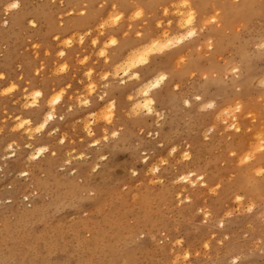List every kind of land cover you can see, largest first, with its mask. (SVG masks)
I'll use <instances>...</instances> for the list:
<instances>
[{
	"label": "rangeland",
	"instance_id": "rangeland-1",
	"mask_svg": "<svg viewBox=\"0 0 264 264\" xmlns=\"http://www.w3.org/2000/svg\"><path fill=\"white\" fill-rule=\"evenodd\" d=\"M13 2L0 1V264H264V162L253 171L239 161L263 144L264 0ZM150 41L168 47L128 71ZM165 75L149 114L144 92ZM37 91L46 96L32 107ZM58 96L53 123L40 127ZM112 100L108 126L99 121ZM34 147L47 152L31 162ZM37 202L36 219L20 220Z\"/></svg>",
	"mask_w": 264,
	"mask_h": 264
},
{
	"label": "bare ground",
	"instance_id": "bare-ground-1",
	"mask_svg": "<svg viewBox=\"0 0 264 264\" xmlns=\"http://www.w3.org/2000/svg\"><path fill=\"white\" fill-rule=\"evenodd\" d=\"M1 1V0H0ZM65 1V0H64ZM90 1H92L93 2V0H90ZM177 1V0H176ZM180 1V0H179ZM196 1V0H195ZM237 1H239V0H236V2ZM4 2H6V1H4ZM69 2H70V0H69ZM69 2H67V3H69ZM192 2V1H191ZM198 2V1H197ZM2 3V2H1ZM62 3V2H61ZM88 3H91V2H88ZM136 3V2H135ZM135 3H133V4H135ZM199 3V2H198ZM198 3H196V4H198ZM245 3L246 2H244L243 4H242V6H241V8L242 7H244L245 6ZM64 4V3H63ZM66 4V3H65ZM87 4V3H86ZM86 4H84V5H86ZM193 4V3H192ZM10 5V4H9ZM199 5V4H198ZM77 6V5H76ZM75 6V7H76ZM135 6H136V4H135ZM190 7H191V5H190ZM74 8V7H73ZM19 9V8H18ZM18 9H13V10H18ZM75 9V8H74ZM238 9H240V8H238ZM10 10V9H9ZM21 10V9H20ZM192 10V9H191ZM22 11V10H21ZM71 11H72V9H71ZM77 11V10H76ZM120 11V10H119ZM190 11V10H189ZM194 11V10H193ZM199 12L201 11V10H198ZM198 11H197V14H198ZM23 12V11H22ZM191 12V11H190ZM196 12V11H195ZM120 13H122V12H120ZM192 13H194V12H192ZM183 14V13H182ZM195 15V14H194ZM199 15V14H198ZM15 16V15H14ZM16 18L14 19V24L15 25H19V23H20V21L21 20H24L23 18H22V16H18L17 14H16ZM117 16V15H116ZM181 16V15H180ZM196 16V15H195ZM186 17L187 16H185V19H186ZM197 17H199V16H197ZM92 18V17H91ZM120 18V17H119ZM119 18L117 19V20H119ZM189 18H192V19H190L189 21H187L186 23H188V22H190L191 20H193L194 21V19H193V16H190ZM194 18H196V17H194ZM28 19V18H27ZM88 19V18H87ZM72 20V19H71ZM81 20V19H80ZM80 20H76V21H79L80 22ZM184 20V19H183ZM28 21V20H27ZM75 21V22H76ZM83 21V20H82ZM87 21V20H86ZM179 21H181V20H179ZM197 21H199V19L197 18ZM22 22V21H21ZM85 22V21H84ZM195 23H196V21H194ZM194 22L192 23V25H194ZM204 22H206V21H204ZM29 23V22H28ZM32 23V22H31ZM87 23V22H86ZM117 23V22H116ZM179 23V22H178ZM197 23H199V22H197ZM196 23V25L198 26V24ZM181 24V23H180ZM179 24V25H180ZM185 24V23H184ZM183 24V25H184ZM81 25V24H80ZM196 25H194V26H196ZM20 26V25H19ZM185 27H189L188 25L187 26H185ZM199 27H200V24H199ZM69 28V27H68ZM201 28V27H200ZM199 28V29H200ZM70 29V28H69ZM170 29V28H169ZM177 31V30H176ZM190 31H192L191 29H190ZM189 31V32H190ZM166 32V31H165ZM165 32L163 33V34H165ZM170 32H171V30H170ZM109 33V32H108ZM173 33V32H172ZM184 33V32H183ZM194 33V32H193ZM192 32H190V35H189V37L191 38V37H194ZM163 34H162V36H163ZM176 34V33H175ZM167 35V34H166ZM197 35V34H196ZM65 36V35H64ZM117 36V35H116ZM168 36V35H167ZM167 36H165V37H167ZM183 36V35H182ZM182 36H181V38H182ZM185 36V35H184ZM188 36V35H187ZM1 37V36H0ZM79 37V36H78ZM111 37V36H110ZM113 37V36H112ZM161 37V36H160ZM188 37V38H189ZM217 37V36H216ZM68 38H71V39H73L74 40V37L72 38V37H69L68 36ZM75 38H77V37H75ZM82 37H80V39H81ZM108 38V37H107ZM115 38H117V37H115ZM178 38V37H177ZM176 38V39H177ZM189 38V39H190ZM70 39V40H71ZM78 39V38H77ZM83 39H84V37H83ZM179 39V38H178ZM210 39V38H209ZM68 40V39H67ZM66 40V41H67ZM79 40V39H78ZM118 40V39H117ZM120 40V39H119ZM182 39H180V41H181ZM69 41V40H68ZM83 41V40H82ZM96 41V40H95ZM152 41V40H151ZM150 41V42H151ZM175 41V40H174ZM180 41H179V43H180ZM183 41H186V39L185 40H183ZM208 41V40H207ZM219 41V40H218ZM74 42V41H73ZM94 42V41H93ZM106 42V41H105ZM109 42H110V40H109ZM68 43V42H67ZM70 43H71V41H70ZM82 43V42H81ZM174 43V42H173ZM182 43V42H181ZM193 43V42H192ZM64 44V43H63ZM104 43H102V45H103ZM112 44V43H111ZM171 44V43H170ZM146 45V44H145ZM176 45V44H175ZM96 46V45H95ZM95 46H94V48H95ZM104 46V45H103ZM212 46V45H211ZM64 47H66V46H64ZM63 46H62V48H64ZM82 47V46H81ZM98 47V46H97ZM100 47V46H99ZM168 46H166V43H165V41H153V42H151L146 48H142L143 50H141V51H138V52H134V54L126 61V63L125 64H127V70L128 71H130L129 70V68H131L132 66H136V64L137 65H140V66H144L145 64H146V62H147V56L148 55H150V54H152V53H154V52H158V51H160V50H163V49H165V48H167ZM213 47V46H212ZM66 49H67V47H66ZM69 49V48H68ZM169 49V48H168ZM171 49V48H170ZM219 49H222V48H220L219 47ZM63 50V49H62ZM102 50V49H101ZM64 51V50H63ZM165 51V50H164ZM163 52V51H162ZM61 53V52H60ZM123 53V52H122ZM66 54H68L67 52H66ZM66 54L65 55H63V56H65L66 57ZM127 54H129V52L127 53ZM59 56V55H58ZM154 56V55H153ZM61 58H62V56H61ZM62 61V60H61ZM107 61V64L109 63L108 62V60H106ZM125 62V61H124ZM62 63V62H61ZM122 63V62H121ZM83 64V63H82ZM69 66V64H66V66ZM67 66V67H68ZM86 66V65H85ZM112 66V65H111ZM111 66H109V67H111ZM125 66V65H124ZM87 67H89V66H87ZM106 67V66H105ZM184 67V66H183ZM124 68V67H123ZM134 68V67H133ZM132 68V69H133ZM161 68H163V66L161 67ZM66 69V68H65ZM65 69H64V71H65ZM68 69V68H67ZM66 69V70H67ZM87 69V68H86ZM91 69H89V71H90ZM126 71V70H125ZM132 71V70H131ZM91 72H93V71H91ZM90 72V73H91ZM167 72V71H166ZM89 73V72H88ZM130 73V72H129ZM129 73H127V74H129ZM92 74V73H91ZM126 74V73H125ZM153 74V73H152ZM87 75V74H86ZM88 75H90V74H88ZM132 75V74H131ZM130 75V76H131ZM92 76H93V74H92ZM127 76V75H126ZM133 76L136 78V74L134 75L133 74ZM167 75H165V76H162L161 78H160V80L159 81H156V82H152V85L151 84H148L149 86H148V90L147 91H142V93L144 92V96H145V100L143 101L144 103H143V105L144 106H142V105H140L141 107H145L148 111H150L151 112V110L153 109L152 108V105H153V100L151 99V98H149L148 97V95H150V91H155V90H157V89H159L160 87H161V85L165 82V80L166 79H164V77H166ZM90 77V76H89ZM134 77H132V78H134ZM160 77V76H159ZM129 78V77H128ZM131 77H130V79H132ZM140 79V78H139ZM152 79V78H151ZM92 80V79H91ZM137 80V79H136ZM153 80V79H152ZM90 81V80H89ZM151 82V81H150ZM90 83H91V81H90ZM123 83V82H122ZM124 83H125V81H124ZM123 83V84H124ZM95 84V83H94ZM93 84V85H94ZM31 85V84H30ZM90 85V84H89ZM38 86V85H37ZM91 86V85H90ZM145 86V85H144ZM35 87V86H34ZM40 87V86H39ZM124 87V86H123ZM29 88H30V86H29ZM31 88H32V86H31ZM31 88H30V90H31ZM144 88V87H143ZM147 88V87H146ZM33 89V88H32ZM41 89V88H40ZM89 89V88H88ZM141 89V88H140ZM26 90V89H25ZM94 90V89H93ZM92 90V91H93ZM143 90V89H142ZM145 90V89H144ZM40 91V90H39ZM39 91H37V92H39ZM53 91V90H52ZM91 91V92H92ZM25 92V91H24ZM30 92V91H29ZM32 92V91H31ZM37 92L36 93H32V94H34V96H33V102L32 103H30V106H32V107H35V105L36 104H38L39 103V101H44V96H46V95H44L43 93H42V91L41 92H39V93H41L40 95H37ZM90 92V93H91ZM95 92V91H94ZM141 92V91H140ZM241 92V91H240ZM45 93V92H44ZM58 93V92H57ZM62 93V92H61ZM28 94V93H27ZM60 94V93H59ZM137 94H139V92L137 93ZM22 95H24V93L22 94ZM240 95H241V93H240ZM25 96H28V95H26L25 94ZM62 96V95H61ZM140 96H141V93H140ZM143 96V97H144ZM51 97V96H50ZM135 97L137 98L138 96H136L135 95ZM142 97V96H141ZM140 97V98H141ZM30 98V97H29ZM48 98V97H47ZM57 98H59V99H57ZM53 102H52V107H54V108H52L51 110V112L50 113H48L47 114V117H46V121L42 124L41 123V125H40V127H45L46 125H48V123L50 122V121H52V123H53V121H54V110H55V107L56 106H58V104L60 103V101H61V98H60V96H58ZM165 98V97H164ZM135 99V98H134ZM28 99H26V101H27ZM108 100H110V99H108ZM133 100V99H132ZM85 101V100H84ZM134 101V100H133ZM180 101V100H179ZM46 102V101H45ZM107 102V101H106ZM165 102V101H164ZM178 102V101H177ZM109 104V103H108ZM168 104V103H167ZM45 105V104H44ZM136 106V105H135ZM173 106V105H172ZM62 107V106H61ZM108 108H109V106H107ZM110 107H111V105H110ZM137 107V106H136ZM140 107V108H141ZM231 107V106H230ZM228 108V107H227ZM30 109V108H29ZM144 109V108H143ZM93 110V109H92ZM105 110V109H104ZM115 110H116V108H115ZM141 110H142V108H141ZM232 110V109H231ZM106 111V110H105ZM139 111V110H138ZM226 111H229V110H226ZM221 112V111H220ZM222 112H224L225 113V110L223 111L222 110ZM27 113V112H26ZM106 113H108L107 111H106ZM105 113V114H106ZM139 113V112H138ZM229 113H231V112H229ZM109 114V113H108ZM25 115V114H24ZM111 114H109V116H110ZM225 115H227V114H225ZM29 116V115H28ZM49 116H51L52 117V119L51 120H49L48 119V117ZM229 115H227L226 116V118L228 117ZM24 117V116H23ZM31 117V116H30ZM30 117H29V119H30ZM224 117V116H223ZM15 118V117H14ZM26 118H28V117H26ZM101 118V117H100ZM225 118V117H224ZM20 119L22 120L23 118H22V116H20ZM102 119H103V116H102ZM18 120H19V118H18ZM31 120V119H30ZM37 120V119H36ZM35 120V121H36ZM41 120V119H40ZM237 120V119H236ZM15 121H17V119H15ZM20 121V120H19ZM35 121H33V124H34V122ZM29 121H25L24 123H20V125L22 126V127H20V128H23V126L25 125V126H27L26 124H29L28 123ZM38 122V121H37ZM37 122H35L36 124H38ZM32 123V122H31ZM15 124V123H14ZM237 126H238V124H236ZM34 126V125H33ZM109 126V125H108ZM232 126V125H231ZM234 126V125H233ZM236 126V127H237ZM37 127H39V126H37ZM36 127V128H37ZM89 127V126H88ZM235 127V126H234ZM239 127V126H238ZM92 128V127H91ZM43 129V128H42ZM90 129V128H89ZM88 129V130H89ZM237 129V128H236ZM235 129V130H236ZM240 129V127L237 129V130H239ZM259 129V128H258ZM18 130V129H17ZM41 130V129H40ZM15 131V130H14ZM262 132L263 133H260V132H258V133H256V137L257 138H262V140H263V144H261L260 142V140H257V141H255L256 142V144H258V143H260V144H258V145H254L252 148H251V150L249 151V152H247L245 155H241L240 156V158H239V161H240V163L241 164H244V165H246V168H252L253 169V171H257V168H258V164L260 163V162H264V128H262ZM107 133V132H106ZM16 134V133H15ZM14 134V135H15ZM1 136V135H0ZM90 137V136H89ZM16 138V137H15ZM30 138V137H29ZM33 138V137H32ZM31 138V139H32ZM91 138H92V136H91ZM5 139L6 138H4V141H5ZM17 139V138H16ZM64 139V138H63ZM13 140V139H12ZM220 140V139H219ZM65 141V140H64ZM15 142V141H14ZM219 142V141H218ZM238 142V141H237ZM5 143H7V139H6V142ZM13 143V142H12ZM28 144V143H27ZM62 144V143H61ZM6 144H4V146H5ZM213 145H216V144H213ZM3 146V147H4ZM30 147H31V145H29ZM28 146V147H29ZM202 146V145H201ZM211 146V145H210ZM225 146V145H224ZM250 147H251V144L249 145ZM200 147V146H199ZM198 147V150L201 148H199ZM207 147V149H208V146H206ZM8 149V148H7ZM11 149H13V146H12V144H11V146H10V150H8V151H11ZM32 149H33V147H32ZM32 149H30V150H32ZM0 150H1V147H0ZM5 150V149H4ZM14 150V149H13ZM52 151V150H51ZM45 152H47V149H43V147H40V148H37V149H35V147H34V150H33V152H32V154L30 155L31 156V158H29L28 156H27V159H30V160H32L31 162H33V160H39L40 161V158L45 154ZM15 153V152H14ZM195 153H197V152H195ZM231 153H233V152H231ZM9 154V153H8ZM28 154V153H27ZM53 155V154H52ZM203 155V154H202ZM14 156V155H13ZM199 156L200 155H198V158L196 157V154H195V158H197V159H199ZM11 157V156H10ZM53 157V156H52ZM208 157V156H207ZM209 157H211V156H209ZM212 158V157H211ZM210 158V159H211ZM196 159V160H197ZM207 159V158H206ZM30 160H28L29 162H30ZM203 160V159H202ZM201 160V161H202ZM209 159H207V161H208ZM250 160H252V161H250ZM24 160H22V162H23ZM200 161V160H199ZM200 161V162H201ZM21 162V163H22ZM204 163H205V161H204ZM200 164V163H199ZM48 165V167H51L52 166V162L51 163H48L47 164ZM200 165H202V163L200 164ZM212 165V164H211ZM204 166V165H203ZM213 166V165H212ZM157 166H155V168H156ZM196 167H200V166H196ZM153 168V167H152ZM212 168V167H211ZM216 168V167H215ZM19 170H20V168H19ZM22 170H25V168L24 169H22L21 168V171ZM152 170V169H151ZM158 170V169H157ZM214 170V169H213ZM23 172V171H22ZM208 172H210V171H208ZM213 172V171H212ZM29 173V172H28ZM178 173V172H177ZM184 173H186V172H184ZM21 174V173H20ZM30 174V173H29ZM213 174H214V172H213ZM10 175V174H9ZM209 175H210V173H209ZM212 175V174H211ZM22 176V175H21ZM25 176H27L28 177V174L26 173V175L24 174V177ZM259 176V175H258ZM14 177H15V175H14ZM214 178V177H213ZM14 180V179H13ZM11 181V182H14V181ZM184 180H186L185 182L186 183H188L189 185H194L195 184V180H194V175L192 174V173H190V174H188L187 175V177H185V179ZM200 180V184H201V186H206L207 185V183H206V181L203 179V177H201V176H198V180L197 181H199ZM30 181V180H29ZM182 182V181H181ZM5 186H6V184H4ZM31 185V184H30ZM232 185H234V184H231L230 186H232ZM32 186V185H31ZM30 186V187H31ZM229 186V187H230ZM245 186V185H244ZM246 186H249V185H247L246 184ZM245 186V187H246ZM207 187V186H206ZM228 187V186H227ZM237 187H238V185H237ZM240 187V186H239ZM245 187H243L244 189H245ZM255 187V186H254ZM257 187V186H256ZM6 187H4V189H5ZM22 188V187H21ZM29 188V187H28ZM248 188H250V187H248ZM4 189H2V190H0V194H3V193H5V190ZM232 189V188H231ZM241 189H242V187H241ZM243 189V190H244ZM254 189V188H253ZM233 190V189H232ZM256 190V189H255ZM2 191V192H1ZM33 191V190H32ZM253 192V191H252ZM246 194H248L247 192H246ZM25 195V194H24ZM28 196V195H27ZM250 196H251V194H250ZM254 196H256V195H254ZM27 198V197H26ZM24 199V198H23ZM249 199V198H248ZM253 199V198H252ZM244 200V199H243ZM248 202V201H247ZM243 203H245V201L243 202ZM41 203H36L35 204V206H33L34 208L33 209H30V210H22L20 213H19V215H20V220H22L23 222H29L30 220H32L33 218H35V216L40 212L39 210L41 209ZM2 216V215H1ZM208 216V215H207ZM209 217H210V215H209ZM208 217V218H209ZM2 218H4L3 216L2 217H0V220L2 219ZM38 218V217H37ZM206 217L204 216V219H205ZM36 219V218H35ZM206 220V219H205ZM88 223V222H87ZM26 224V223H25ZM29 225V224H28ZM52 231V230H51ZM22 235H25V234H22ZM38 235V234H37ZM19 236V235H18ZM21 237V236H20ZM38 237V236H37ZM36 238V237H35ZM3 238H0V241L2 240ZM47 240H48V236L46 237V242H47ZM20 241H21V239H18V238H14V244L12 245V248H11V251H14V252H11V253H9V255H8V257H15V251H16V248L18 247V245H19V243H20ZM27 244V243H26ZM32 244V243H31ZM30 244V245H31ZM29 245V244H28ZM33 245V244H32ZM35 246V245H34ZM31 248H32V246H31ZM34 248V247H33ZM32 248V249H33ZM45 248V247H44ZM158 248H160V246H158ZM34 250V249H33ZM160 250V249H159ZM52 252H50V254H51ZM50 254H49V256H50ZM3 257V253L2 252H0V258H2ZM37 258V257H36ZM38 260V259H37ZM37 260H35V261H37ZM53 260V259H52ZM54 261V260H53ZM30 262H32V261H30ZM27 263V262H26ZM65 262H61V264H64ZM47 264H51V259H49V258H47Z\"/></svg>",
	"mask_w": 264,
	"mask_h": 264
},
{
	"label": "clouds",
	"instance_id": "clouds-1",
	"mask_svg": "<svg viewBox=\"0 0 264 264\" xmlns=\"http://www.w3.org/2000/svg\"><path fill=\"white\" fill-rule=\"evenodd\" d=\"M13 3L16 5V7H15V8H11V9H18V8L20 7V0H15V2H13ZM32 23H33V26H35V22H32ZM137 35L140 36V35H142V34H141V33H137ZM57 39H58V38H57ZM94 43H97V41H94ZM111 43H112L113 46H115V45L118 44V40H117L116 38H112ZM60 55L63 56V55H65V53L61 52ZM100 56H101V57H104V56H105V53H104V52H101V53H100ZM65 67H66V66H65ZM2 75H3V74H0V78H2ZM117 75H119V74L117 73ZM136 78H137V79L140 78V76H139V72H138V71L136 72ZM108 79H109V76H108V75H105V76H104V80H108ZM164 79H167V77H164ZM127 82H130V81H127ZM107 86H108V85H105V87H107ZM69 87H70V86H69ZM91 87H92L93 89H95L96 86H95V85H92ZM176 88L178 89V88H179V85H176ZM37 94L40 95L41 93L37 92ZM106 96H107V93H104L103 95H101V96L99 97V99H100L101 101H103V100L106 98ZM57 99H59V98H57ZM197 99H200V98L197 97ZM84 104L90 106V105H91V100H85V101H84ZM110 104H111V107L108 108L107 111H108L111 115H110V116L105 115V116L103 117V119L99 121V122L106 123L107 125H112V124H113V121L116 119V114H115L116 101H115V100H112V101H110ZM185 104L187 105L188 102L186 101ZM154 108H155V105H154V101H153V109H152V111L154 110ZM100 111H103V109L100 110ZM149 114H152V112H150ZM137 115H138V113H137L135 110H130L129 118H133V117H135V116H137ZM48 119L51 120L52 117L49 116ZM93 126H94V125H93ZM93 126H92V128H93L92 131H88L87 128L85 129L86 134H88L89 136H95V132H94V127H93ZM39 130H40V129H37V131H39ZM121 130H122V129H121ZM119 135H120V132H119V131L113 130L112 133H111V138H112V139H115V138L119 137ZM103 140H104V142H108V141H109V136H108V135H104V136H103ZM61 142H63V141H61ZM100 142H101L100 139H96V140H95V144H100ZM53 155H55V153H53ZM106 158H107V157H105V156H104V157H101V159H106ZM25 175H26V173H25Z\"/></svg>",
	"mask_w": 264,
	"mask_h": 264
},
{
	"label": "snow or ice",
	"instance_id": "snow-or-ice-1",
	"mask_svg": "<svg viewBox=\"0 0 264 264\" xmlns=\"http://www.w3.org/2000/svg\"><path fill=\"white\" fill-rule=\"evenodd\" d=\"M16 7V5L14 4V3H11L10 4V8H15ZM38 95V94H37Z\"/></svg>",
	"mask_w": 264,
	"mask_h": 264
}]
</instances>
